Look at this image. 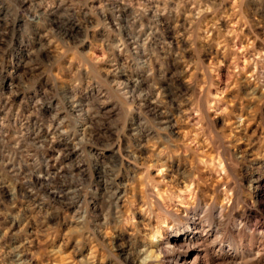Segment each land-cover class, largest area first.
I'll return each mask as SVG.
<instances>
[{
    "label": "rangeland",
    "instance_id": "obj_1",
    "mask_svg": "<svg viewBox=\"0 0 264 264\" xmlns=\"http://www.w3.org/2000/svg\"><path fill=\"white\" fill-rule=\"evenodd\" d=\"M193 212L186 264H264V0H0V264H135Z\"/></svg>",
    "mask_w": 264,
    "mask_h": 264
},
{
    "label": "bare ground",
    "instance_id": "obj_2",
    "mask_svg": "<svg viewBox=\"0 0 264 264\" xmlns=\"http://www.w3.org/2000/svg\"><path fill=\"white\" fill-rule=\"evenodd\" d=\"M188 215L186 227H184L183 231L172 233L166 238L161 239L154 247L155 250L147 247L140 249L137 253L135 264H161L162 261H167L169 264H186V258L178 250L184 247L188 249L190 245L196 244L198 240L202 239L200 237L201 234L198 232L201 219L198 218L195 212ZM206 219L210 223L209 229L212 230L211 220L207 217ZM191 231L193 233H190ZM194 259H196V256H194ZM191 262L193 264V261Z\"/></svg>",
    "mask_w": 264,
    "mask_h": 264
}]
</instances>
